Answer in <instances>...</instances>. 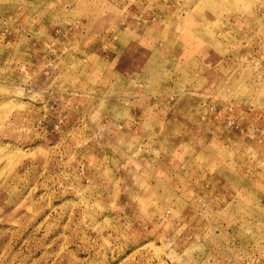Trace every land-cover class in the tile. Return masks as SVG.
I'll use <instances>...</instances> for the list:
<instances>
[{
  "label": "rangeland",
  "instance_id": "rangeland-1",
  "mask_svg": "<svg viewBox=\"0 0 264 264\" xmlns=\"http://www.w3.org/2000/svg\"><path fill=\"white\" fill-rule=\"evenodd\" d=\"M0 264H264V0H0Z\"/></svg>",
  "mask_w": 264,
  "mask_h": 264
}]
</instances>
